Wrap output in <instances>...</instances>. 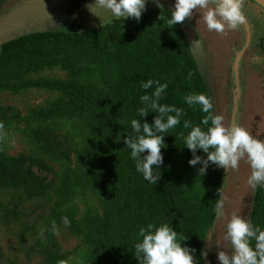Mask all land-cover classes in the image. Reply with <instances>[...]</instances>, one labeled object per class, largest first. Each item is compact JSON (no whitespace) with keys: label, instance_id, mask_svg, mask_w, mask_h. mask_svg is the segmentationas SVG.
Wrapping results in <instances>:
<instances>
[{"label":"trees","instance_id":"16d2710c","mask_svg":"<svg viewBox=\"0 0 264 264\" xmlns=\"http://www.w3.org/2000/svg\"><path fill=\"white\" fill-rule=\"evenodd\" d=\"M139 21L31 32L0 44V98L30 90L49 94L25 111L0 99V228L27 264H139L140 227L165 222L187 237L182 246L196 249L194 259L204 264L225 169L212 165L199 176L201 165H189L192 153L180 133L190 131L183 120L200 124L206 115L184 97L210 93L183 34H168L145 17ZM53 71L64 75H46ZM149 79L168 83L161 104L186 113L165 137L156 185L137 173L124 142L132 119L153 123L157 115L137 117L140 84ZM12 137L21 148L16 154ZM249 220L264 229V189L255 192ZM64 232L75 240L71 250L59 242Z\"/></svg>","mask_w":264,"mask_h":264},{"label":"clouds","instance_id":"9594fccd","mask_svg":"<svg viewBox=\"0 0 264 264\" xmlns=\"http://www.w3.org/2000/svg\"><path fill=\"white\" fill-rule=\"evenodd\" d=\"M151 2L158 7L162 6L159 0ZM148 3L149 0H95L93 6L97 12H91L100 18V10H103L105 23H112L121 17L124 20L131 18L139 21ZM193 10L202 13L201 19L209 32L226 35L229 31L238 30L247 22L244 0H175V10L172 11L168 22L173 25L183 22L192 17ZM159 19L164 20V17L160 16ZM195 45L202 46L200 39ZM254 63L264 65V57H255ZM237 69L238 63L235 66V75H238ZM153 86L154 91H146ZM140 88L144 90V94L139 97L143 107L137 110V117H147L149 113L157 115L153 123L147 120L141 122L138 118L132 119L131 132L125 134L124 142L131 150L130 159L135 162L137 173L142 174L148 183L156 185L161 179L159 168L164 160L161 150L167 147L165 137L181 124L186 113L175 105L160 103L168 88L167 82L160 83L158 80L149 79L147 82H141ZM184 100L193 109L198 106L199 110L206 114L200 124L194 125L191 120H183V128L190 129L186 135L180 133L185 147L192 153L189 165H201L198 174L204 176L212 165L225 169L227 173L229 170L238 171L240 162L244 160L251 168L247 179L248 186L253 192L264 189V140L254 137L239 123L227 126L225 117L215 112L210 96L193 92L186 95ZM198 150H202L205 156L198 155ZM217 192L219 199L215 202L214 212L217 219L227 220L223 240L231 244V254L229 251H219L218 261L220 264H264V229L254 226L240 214L226 216L225 202L228 198L225 195L224 183ZM64 223L66 226L69 224L66 217ZM186 240L187 237L180 236L171 227V223L165 222L159 226L150 223L146 227H140L137 233L136 259L139 264H197L194 259L196 249L182 246V241ZM216 245L221 246L219 241Z\"/></svg>","mask_w":264,"mask_h":264},{"label":"rangeland","instance_id":"374dc122","mask_svg":"<svg viewBox=\"0 0 264 264\" xmlns=\"http://www.w3.org/2000/svg\"><path fill=\"white\" fill-rule=\"evenodd\" d=\"M163 1L167 0H159L162 6L158 7L149 0L140 19L145 17L148 23L154 22L151 26H156V22H160L166 33L176 34L178 38H180L179 33H182L198 62L215 106V112L225 117L224 122L227 126L237 121L254 137L264 140V65L254 63L255 57H264L263 50L258 48L260 44L264 46V10L244 0V12L251 24L253 39L248 48L247 45L243 48V51L246 48L247 50L242 56V71L235 75V81L232 82L235 74L234 55L237 56L245 39L243 26L238 30L229 31L226 35L209 32L201 19L202 13L196 10H193L191 18L173 25L168 20L171 18L172 11L175 10V0H169L168 5ZM94 3L95 0H5L0 6V44L31 32L86 31L108 24L104 22L103 10H100V18L94 15L97 12L93 6ZM160 16L164 17V20L159 19ZM119 19L124 20L123 17ZM135 22L141 23L136 20ZM157 28L161 29V27ZM199 39L202 46L196 47L195 42ZM49 74L60 77L64 75L60 71L46 73V75ZM238 77L241 81L236 83ZM237 97L240 108L236 106ZM48 98V93L30 90L16 96L5 93L0 99L6 106H15L25 111L26 107L42 104ZM9 144L12 146L10 149L12 154L21 150L17 137L9 139ZM250 174L251 168L244 160L240 162L238 171L229 170L227 173L223 170L225 195L228 198L225 202L226 216L230 217L236 213L250 219L256 192H253L247 184ZM10 195L8 193L2 196V200L6 201ZM226 223V219H216L209 231L203 248L204 264H220L217 258L218 252L231 249V244L223 240ZM6 235L5 229L1 227L0 264H9L7 261H12L14 264H27L17 242L12 237L7 239ZM61 235L58 238L63 249L71 250L75 240L69 239L66 232ZM218 241L220 247L216 245ZM229 254H231L230 251ZM38 261L34 259L29 264H38Z\"/></svg>","mask_w":264,"mask_h":264},{"label":"flooded vegetation","instance_id":"af4514ba","mask_svg":"<svg viewBox=\"0 0 264 264\" xmlns=\"http://www.w3.org/2000/svg\"><path fill=\"white\" fill-rule=\"evenodd\" d=\"M249 1V0H248ZM164 2V1H163ZM249 2H251L252 4H254L252 1H249ZM168 3H170L169 2V0H167V1H165L164 2V4H166V5H168ZM3 4V3H2ZM1 4V5H2ZM0 5V6H1ZM256 5V4H255ZM259 7V6H258ZM245 15H246V13H245ZM248 21V20H247ZM248 23H249V21H248ZM250 24V23H249ZM244 29V28H243ZM250 31H251V24H250ZM244 32H245V30H244ZM252 33V32H251ZM252 39H253V35L251 34V40H250V42L252 41ZM245 47V40H244V42H243V46H241V48H240V50L238 51V53L241 51V50H243V48ZM248 48V47H247ZM247 48L242 52V54L240 55V57L239 58H237V56H238V54H237V56H236V54L234 55V62H233V69L235 70V66H236V61L235 60H238L239 59V62H238V69H237V73H239V71L241 72L242 71V56H243V53L247 50ZM258 48H260L261 50H263V53H264V48H263V46H261V44L258 46ZM191 51H192V49H191ZM192 54H193V52H192ZM241 58V59H240ZM235 74L233 75V79H232V82L233 81H235ZM241 81V78L240 77H238V80H237V82L236 83H238V82H240ZM236 104H237V108H240L241 106H240V101L238 100V97H237V102H236ZM235 123H237V121H235Z\"/></svg>","mask_w":264,"mask_h":264},{"label":"water","instance_id":"95a60500","mask_svg":"<svg viewBox=\"0 0 264 264\" xmlns=\"http://www.w3.org/2000/svg\"><path fill=\"white\" fill-rule=\"evenodd\" d=\"M249 1H252L254 4H256L257 6H259L261 9L264 10V0H249ZM244 27V30H245V45H249L250 43V40H251V31H250V25L248 23V21L246 22L245 25H243ZM243 50H241L239 53H238V56L237 58L240 57V55L242 54ZM239 62V59L236 60V63Z\"/></svg>","mask_w":264,"mask_h":264}]
</instances>
